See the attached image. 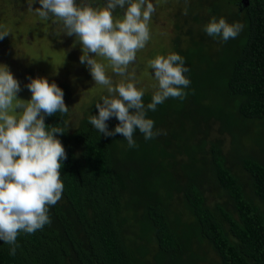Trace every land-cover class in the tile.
<instances>
[{
  "label": "trees",
  "instance_id": "trees-1",
  "mask_svg": "<svg viewBox=\"0 0 264 264\" xmlns=\"http://www.w3.org/2000/svg\"><path fill=\"white\" fill-rule=\"evenodd\" d=\"M181 1L175 29L189 41L182 47L177 37L170 48L189 69L187 95L147 112L166 135L145 140L137 130L134 148L122 134L104 137L88 120L102 101L75 125L70 109L45 116L47 128L65 131L56 134L67 154L62 198L49 206L50 224L19 234L15 255L0 241V264H203L204 245L217 264H264V162L241 142L248 126L264 132V0ZM213 16L245 27L220 43L203 30ZM58 87L68 106L67 87ZM151 98L144 93L145 105ZM106 123L113 130L119 121ZM225 132L228 154L209 137ZM249 138L264 156L262 140ZM212 187L224 203L213 201Z\"/></svg>",
  "mask_w": 264,
  "mask_h": 264
},
{
  "label": "clouds",
  "instance_id": "clouds-1",
  "mask_svg": "<svg viewBox=\"0 0 264 264\" xmlns=\"http://www.w3.org/2000/svg\"><path fill=\"white\" fill-rule=\"evenodd\" d=\"M32 9L34 0H28ZM34 11L41 20L56 17L63 22L65 34L75 36L82 45L80 63L85 64L96 85L106 87L108 95L95 103L98 115H90L89 123L104 137L122 134L130 148L137 147L134 134L139 131L145 140L154 139L166 132L154 130V121L147 118L148 111L168 98L183 100V89L190 85L184 73L189 71L185 59L172 52L157 54L148 60L154 72L151 102L145 105L144 91L136 87L135 73L128 67L136 61L137 52L150 40L149 22L155 7L151 0H106L104 5L93 7L86 0H39ZM124 9L116 18L117 8ZM187 15V8L184 10ZM241 22L228 23L225 18L213 16L204 25L210 37L220 43L235 39L243 31ZM0 31V40L9 35ZM92 55H89V54ZM95 56L108 61V67L122 77L113 82L106 74V66ZM26 85L30 100L18 98L22 90L19 81L7 65H0V241L10 245V255H15L17 238L21 232L33 234L50 224L49 206L62 198L64 184L61 180L62 162L67 154L56 134L64 128L45 125V116L60 114L69 107L64 92L47 78L29 77ZM115 117L119 123L109 130L106 123ZM67 127V122H64Z\"/></svg>",
  "mask_w": 264,
  "mask_h": 264
},
{
  "label": "rangeland",
  "instance_id": "rangeland-1",
  "mask_svg": "<svg viewBox=\"0 0 264 264\" xmlns=\"http://www.w3.org/2000/svg\"><path fill=\"white\" fill-rule=\"evenodd\" d=\"M27 2L28 0H0V31L7 29L10 33L0 40V65H7L19 81L22 90L17 95L23 100L31 99V92L26 87L30 83L29 77H44L49 83L55 82L58 86L67 87L69 122L75 125L82 117V112L93 101H100L101 97L108 95L106 87L96 85L88 67L80 63L82 45L78 38L74 35H66L63 22L56 17L50 16L49 21L41 20L34 11L40 7L37 4L39 0H34L32 9L29 8ZM76 2L79 4L80 0H76ZM86 2L95 7L104 5L106 0H86ZM151 2L155 11L149 22L150 40L144 49L137 52L136 61L129 65L128 72L134 71V82L138 89L152 95L154 91L152 86L156 81L154 72L147 66L148 60L157 54L166 56L172 53L170 47L173 39L180 38L183 47L189 38L184 34L185 29H182V32L175 29V26H179L181 23L173 15L175 13L174 6L181 7V0H151ZM123 11L124 9L118 7L113 13L114 17L119 18ZM55 19L57 21L54 23ZM93 58L105 64L106 74L114 83L122 79L108 67L106 59L99 56ZM245 130L249 137L256 136L264 144V132H260L252 126H248ZM209 137L211 140H219L222 152L228 154L231 148V136L228 133L220 135L211 133ZM249 137L242 138L241 142L245 145L244 150L254 153L260 157L259 160L264 162V156H259L261 153L250 147L252 143ZM234 170L239 174L241 168L238 167ZM243 178L247 182L246 175H243ZM245 191L253 198L248 184L245 185ZM211 197L213 201L220 204L226 201L221 197L219 190L213 187L211 188ZM201 252L205 253L207 258L203 264L218 263V258L210 246L204 245Z\"/></svg>",
  "mask_w": 264,
  "mask_h": 264
},
{
  "label": "water",
  "instance_id": "water-1",
  "mask_svg": "<svg viewBox=\"0 0 264 264\" xmlns=\"http://www.w3.org/2000/svg\"><path fill=\"white\" fill-rule=\"evenodd\" d=\"M242 1H244V3L247 4V1H246V0H242ZM245 4H244V5H245Z\"/></svg>",
  "mask_w": 264,
  "mask_h": 264
}]
</instances>
